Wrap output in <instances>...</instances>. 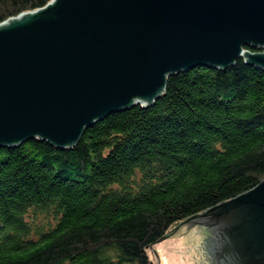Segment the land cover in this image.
<instances>
[{
    "label": "trees",
    "instance_id": "trees-1",
    "mask_svg": "<svg viewBox=\"0 0 264 264\" xmlns=\"http://www.w3.org/2000/svg\"><path fill=\"white\" fill-rule=\"evenodd\" d=\"M48 1L0 0V22ZM263 178L264 68L197 64L72 146L0 145V264H153L177 223Z\"/></svg>",
    "mask_w": 264,
    "mask_h": 264
},
{
    "label": "water",
    "instance_id": "water-1",
    "mask_svg": "<svg viewBox=\"0 0 264 264\" xmlns=\"http://www.w3.org/2000/svg\"><path fill=\"white\" fill-rule=\"evenodd\" d=\"M239 57L264 68V0H49L0 22V145L72 146L169 75ZM155 243L166 264H264V178Z\"/></svg>",
    "mask_w": 264,
    "mask_h": 264
},
{
    "label": "rangeland",
    "instance_id": "rangeland-1",
    "mask_svg": "<svg viewBox=\"0 0 264 264\" xmlns=\"http://www.w3.org/2000/svg\"><path fill=\"white\" fill-rule=\"evenodd\" d=\"M154 251L152 250V247L148 250L149 257L151 258L153 264H157V260L158 264H166V259L162 257V253L158 250L157 243H154ZM155 254L157 258L155 257Z\"/></svg>",
    "mask_w": 264,
    "mask_h": 264
}]
</instances>
